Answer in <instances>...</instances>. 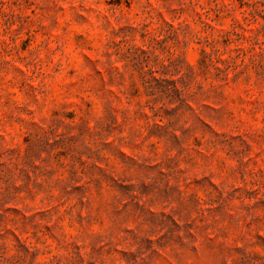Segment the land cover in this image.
Instances as JSON below:
<instances>
[{
  "label": "rangeland",
  "instance_id": "374dc122",
  "mask_svg": "<svg viewBox=\"0 0 264 264\" xmlns=\"http://www.w3.org/2000/svg\"><path fill=\"white\" fill-rule=\"evenodd\" d=\"M0 264H264V0H0Z\"/></svg>",
  "mask_w": 264,
  "mask_h": 264
}]
</instances>
